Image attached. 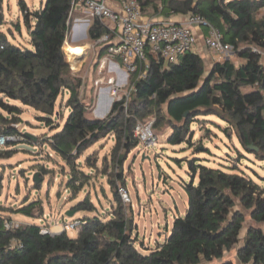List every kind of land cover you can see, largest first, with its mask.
<instances>
[{"label":"trees","instance_id":"1","mask_svg":"<svg viewBox=\"0 0 264 264\" xmlns=\"http://www.w3.org/2000/svg\"><path fill=\"white\" fill-rule=\"evenodd\" d=\"M138 2L146 16H203L221 30L224 41L234 48V57L214 63L209 72L199 53L183 54L178 63L167 67L150 58L144 78L131 76L134 91L128 108L123 99L113 104L105 118H92L90 106L80 97L82 82L65 54L73 28L71 1L46 0L39 9H29L20 0L23 24L18 23L16 30L22 33L25 28L29 41L25 46L12 44L5 37L0 39V136L34 143L15 127L27 108L37 113L40 122L59 130L61 125L53 119H63L57 111L58 101L69 93L66 107L70 113L65 124L44 138V143L70 168L67 187L73 194L91 180L78 161L109 136L115 139L111 162L120 169L115 176L124 182L123 166L140 145L135 127L151 118L156 120L155 135L158 137L157 132L167 128L171 130L168 143L178 146L192 145L191 127L199 123L200 117L215 116L228 125L227 135L234 133L247 153L264 162V0ZM3 3L0 0V18ZM105 33L98 20L88 29L94 43ZM109 47L100 46L99 61ZM10 144L12 141L6 147ZM15 154L7 150L0 153V158L10 159ZM86 163L94 169L90 156ZM189 174L192 181L184 186L188 195L185 216L176 217L165 242L146 249L147 253L137 248L120 197L119 208L111 219L86 217L88 225L77 230L76 238L67 233L44 236L40 226L28 222L7 230L5 220H14L1 210L0 264H234L224 257L242 240L245 215L239 207L251 211L257 226L250 227L237 259L241 264H264V179L260 178L259 184L245 173L227 172L195 161ZM114 191L119 195L117 188ZM73 210L93 212L96 208L87 197ZM14 213L30 219H40L44 214L38 202L28 201Z\"/></svg>","mask_w":264,"mask_h":264},{"label":"rangeland","instance_id":"2","mask_svg":"<svg viewBox=\"0 0 264 264\" xmlns=\"http://www.w3.org/2000/svg\"><path fill=\"white\" fill-rule=\"evenodd\" d=\"M24 1L29 9H39L42 1L45 2V0ZM2 14L0 39L5 37L12 44L26 46L29 41L26 29L23 28L22 33L16 30L18 23L23 24L20 0H4ZM72 24L74 28L75 16H72ZM73 28L65 45L67 61L82 82L80 97L90 106L91 117L105 118L111 105L106 79L114 77V71L108 65L101 73V62L98 59L100 47L95 46L88 31L86 38L75 42L78 39ZM71 44L78 45L79 53L70 50ZM106 56L107 53L104 52L101 59ZM233 57L232 53L229 59ZM203 59L208 72L209 59L206 55ZM68 97L69 93L66 92L58 101L57 111L63 114V119L59 120L58 116L53 119L56 125L57 123L61 125L59 130L70 113V109L66 107ZM99 113L103 115L99 116ZM37 116L36 112L27 108L20 117L21 122L15 125L19 133L28 135L34 140L33 144L26 143L18 137V141L10 144L11 147L0 146V153L7 150L17 152L10 159L0 158V211L11 214V219L20 225L28 222L43 227L60 217H66V222L97 216L109 220L119 208L120 189L125 188L130 193L132 202L126 203L122 200V203L126 217L132 223L133 238L137 240V248L147 253L146 249H155L158 244L165 242L176 217L185 216L188 195L184 186L192 181L189 170L193 161L198 165L219 168L227 172L245 173L259 184H262L260 178L264 179V162L247 153L240 146L234 133L229 135L225 133L228 125L224 121L209 116L200 117L199 123L192 125V145L187 143L170 145L168 137L171 130L167 128H161L157 132L158 144L155 148H147L141 143L132 151L123 166L124 182L117 180L115 174L120 169H116L111 162L115 139L109 136L102 140L78 161L82 170L91 175V180L78 194H73L67 187L71 178L70 168L47 143H44V138L51 137L59 130L40 122ZM88 156L92 158L94 169L89 168L86 163ZM40 166H43L44 170H41ZM35 174H39L40 183L33 182ZM111 182H115L113 187ZM115 188L118 189L119 195L114 191ZM87 197L94 204L96 211H74V206L85 201ZM27 201L29 204L38 202L43 208V217L30 219L14 213ZM239 209L245 215L242 240L240 245L224 257V260L232 261L234 264H241L237 259L238 251L244 244L250 227L257 226L250 210L242 207ZM37 213L36 211L35 214ZM67 213L74 215L69 217ZM77 233V230H71L68 236L76 238Z\"/></svg>","mask_w":264,"mask_h":264},{"label":"built area","instance_id":"3","mask_svg":"<svg viewBox=\"0 0 264 264\" xmlns=\"http://www.w3.org/2000/svg\"><path fill=\"white\" fill-rule=\"evenodd\" d=\"M70 1L71 16L78 12L82 13L85 17L83 24L87 29L94 20H98L106 30L95 46L110 45L107 56L100 61L101 73L109 65L115 75L106 79L111 99L110 110L115 102L123 99H125L124 107L128 108L134 91L131 76L137 75V79L144 78L150 58L167 67L178 63L183 54L199 53L195 30L197 27L207 31L205 45L211 52L214 63H222L229 59L234 50L232 45L224 41L221 30L199 14H189L186 23L153 22L145 19L138 0H118L121 11L113 10L104 0ZM155 121V118H151L147 123L138 122L134 130L140 144L147 148H155L158 144V137L153 130ZM10 141H18V137L0 136L1 147L6 146ZM120 193L124 202H132L127 189L121 188ZM65 218L60 217L53 223L41 227V234L55 237L88 225L84 219L66 222ZM4 225L7 230L19 227L17 222L11 220H5Z\"/></svg>","mask_w":264,"mask_h":264},{"label":"crops","instance_id":"4","mask_svg":"<svg viewBox=\"0 0 264 264\" xmlns=\"http://www.w3.org/2000/svg\"><path fill=\"white\" fill-rule=\"evenodd\" d=\"M104 1L113 10L121 11V6H120V3H119L118 0H104ZM44 3L45 2L42 1L41 6ZM74 16L76 18V24H75L74 27H75V32L77 33V39H78L75 42H79V40H82V39L86 38L85 37V33L88 31V29H87V26L83 24V22L85 20V17H84V15L82 13L78 12ZM145 19L151 20L153 22L172 21V22H175V23H186L187 16L173 15V16H170V17H163V16H146L145 15ZM195 30H196L197 37H198L199 54L201 55L202 58H205V55L208 57L209 62H210V67L208 68V70L210 71L212 65L214 64V61H213L211 52L209 51V49L205 45V36L207 34V31L204 28H199V27H197ZM70 48L71 49H76V48L79 49L78 45H73V44L70 45ZM80 50H82V49H80ZM102 115L99 113V116H102Z\"/></svg>","mask_w":264,"mask_h":264},{"label":"water","instance_id":"5","mask_svg":"<svg viewBox=\"0 0 264 264\" xmlns=\"http://www.w3.org/2000/svg\"><path fill=\"white\" fill-rule=\"evenodd\" d=\"M73 29H75V27L73 28ZM85 37H87V32L85 33ZM109 112H110V109H109ZM104 118V117H103ZM103 118H98V119H103ZM251 149L252 150H254V148L253 147H251ZM39 174H35V176H34V179H33V182L34 183H40V179H39V176H38ZM67 215L69 216V217H72L73 215H74V213H67Z\"/></svg>","mask_w":264,"mask_h":264},{"label":"bare ground","instance_id":"6","mask_svg":"<svg viewBox=\"0 0 264 264\" xmlns=\"http://www.w3.org/2000/svg\"><path fill=\"white\" fill-rule=\"evenodd\" d=\"M70 50H72V51L75 52V53H79V49H77V48H76V49H70ZM109 105H110V104H109ZM109 105H108V106H109Z\"/></svg>","mask_w":264,"mask_h":264}]
</instances>
